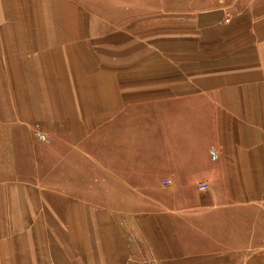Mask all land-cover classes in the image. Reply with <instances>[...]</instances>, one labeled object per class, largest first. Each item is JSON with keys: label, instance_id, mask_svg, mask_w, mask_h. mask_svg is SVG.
Returning <instances> with one entry per match:
<instances>
[{"label": "crops", "instance_id": "0c3cea01", "mask_svg": "<svg viewBox=\"0 0 264 264\" xmlns=\"http://www.w3.org/2000/svg\"><path fill=\"white\" fill-rule=\"evenodd\" d=\"M0 264H264V0H0Z\"/></svg>", "mask_w": 264, "mask_h": 264}, {"label": "built area", "instance_id": "2783aa9c", "mask_svg": "<svg viewBox=\"0 0 264 264\" xmlns=\"http://www.w3.org/2000/svg\"><path fill=\"white\" fill-rule=\"evenodd\" d=\"M202 189H204V187H202Z\"/></svg>", "mask_w": 264, "mask_h": 264}, {"label": "rangeland", "instance_id": "374dc122", "mask_svg": "<svg viewBox=\"0 0 264 264\" xmlns=\"http://www.w3.org/2000/svg\"><path fill=\"white\" fill-rule=\"evenodd\" d=\"M161 27V26H160Z\"/></svg>", "mask_w": 264, "mask_h": 264}]
</instances>
